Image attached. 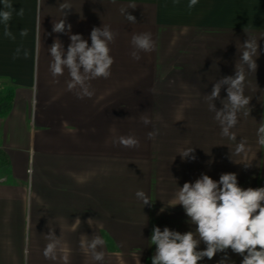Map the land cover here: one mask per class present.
<instances>
[{
	"label": "crops",
	"instance_id": "0c3cea01",
	"mask_svg": "<svg viewBox=\"0 0 264 264\" xmlns=\"http://www.w3.org/2000/svg\"><path fill=\"white\" fill-rule=\"evenodd\" d=\"M64 3L71 9L63 10ZM188 3L0 0V13L10 17L0 18V264H100L81 247L96 234L105 242L98 249L105 253L102 264H151L154 226L195 231L182 206L160 212L174 202L177 187L202 173L218 181L226 172L236 173L242 188L264 187V147L256 136L264 119V0H199L191 9ZM121 8L137 23L126 21ZM64 11L72 34L89 46L93 27L118 33L109 45L111 76L90 81V98L68 90L67 70L59 77L50 72L48 49L56 39L65 51L70 44L67 34L53 32ZM143 32L152 34L156 48L137 61L131 35ZM247 34L260 55L257 71H246L251 111L239 114L233 141L221 135L204 97L216 80L235 74ZM226 95L222 88L221 99ZM145 115L152 124L142 123ZM153 127L159 134L149 140ZM127 135L140 146L114 143ZM241 139L246 151L232 161ZM189 147L194 161L178 155ZM137 190L151 205L143 206ZM50 232L60 241L54 260L43 255ZM223 255L199 264H217ZM228 256L241 264L230 249Z\"/></svg>",
	"mask_w": 264,
	"mask_h": 264
},
{
	"label": "clouds",
	"instance_id": "9594fccd",
	"mask_svg": "<svg viewBox=\"0 0 264 264\" xmlns=\"http://www.w3.org/2000/svg\"><path fill=\"white\" fill-rule=\"evenodd\" d=\"M199 0H189L188 8H194ZM63 10L71 9L67 3L61 5ZM129 8H136L129 5ZM128 9L121 8L120 12L130 24H136V17L128 13ZM67 12L64 19L53 23V32L64 33L69 36L70 44L65 51L62 42L56 39L48 49L52 62L50 72L53 77L64 75L67 70L69 91L79 89L78 98L91 97L94 92L90 81L111 76V67L114 58L110 55L109 45L115 42L118 33L111 30L110 26L93 27L90 33L91 45L81 34H72V25L66 24ZM4 22L9 20L8 13H0ZM22 32L21 35H26ZM11 35V33H8ZM247 40L241 45L239 60L235 65V74L223 76L213 83L210 94L204 99L208 110L214 114L213 119L221 129V135L235 141L236 135L232 131L239 122V114L250 115V97L245 93L246 71H257L258 41L247 34ZM131 57L140 60V53H150L155 50L156 44L150 32L133 33L130 40ZM226 88V98L221 99V89ZM155 92V89H152ZM220 100L222 107H216L214 101ZM145 126L152 124L148 116H141ZM159 130L153 127L147 133L149 140H155ZM257 144L264 147V119L259 123L256 132ZM125 148H138L140 141L134 135L120 136L114 140ZM246 139H241L233 155L246 151ZM195 149L186 148L178 155L182 160H196ZM211 163V162H210ZM249 168L251 163H244ZM136 198L143 206L151 205L152 200L143 191L137 190ZM173 203L160 209L163 213L167 207L180 205L183 207L188 223L195 226V231L181 233L165 226L163 230L154 226L150 237L151 245H155L151 264H199L207 258L212 260L217 253L224 255L217 264H234L228 256V250L242 257L241 264H264V187L242 188L238 184L237 174L234 172L222 173L219 180H214L209 175L202 173L195 182H185L182 187H177ZM48 243L45 245L43 255L46 259H56L60 244L59 237L50 232L46 235ZM104 240L99 235H94L91 240L82 241L81 247L86 254H90L93 261L102 264L105 253ZM203 243L205 248L199 250ZM27 255V250H26Z\"/></svg>",
	"mask_w": 264,
	"mask_h": 264
},
{
	"label": "rangeland",
	"instance_id": "374dc122",
	"mask_svg": "<svg viewBox=\"0 0 264 264\" xmlns=\"http://www.w3.org/2000/svg\"><path fill=\"white\" fill-rule=\"evenodd\" d=\"M31 171V170H30ZM30 171H29V173H30Z\"/></svg>",
	"mask_w": 264,
	"mask_h": 264
}]
</instances>
